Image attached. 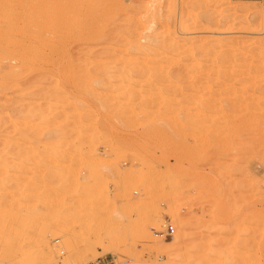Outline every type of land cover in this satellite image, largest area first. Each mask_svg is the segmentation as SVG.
I'll list each match as a JSON object with an SVG mask.
<instances>
[{
	"label": "rangeland",
	"instance_id": "rangeland-1",
	"mask_svg": "<svg viewBox=\"0 0 264 264\" xmlns=\"http://www.w3.org/2000/svg\"><path fill=\"white\" fill-rule=\"evenodd\" d=\"M15 1L9 6L0 0V25L22 9ZM114 1L89 0L88 7L76 9L83 12L76 22L93 26L86 40L60 44L64 21L54 18L57 34L44 31L42 24L35 41L48 58L28 63L26 72L17 67L12 77L2 73L17 60L0 46V158L8 166L3 168L0 159V264H264V155L249 153L253 147L261 149L260 144L255 147L257 134L264 137V110L256 114L257 121L250 120L252 126L247 123L251 132L255 124L261 125V132L253 133L257 137L246 136L247 143L241 133L231 134L232 123H226L234 112L239 114L232 119L240 123L245 105L253 103L248 99L264 97L258 74H240L247 61L255 64L251 68L264 65V60L258 63V51H264V0H122V6ZM50 5L41 2L39 14L45 15L46 9L49 14ZM84 9L92 11V20ZM224 55L232 66L220 65ZM218 70L223 73L216 75ZM75 79L79 84L85 81L88 91L73 84ZM250 80L256 85L253 89L247 85ZM229 89L233 94L227 96L224 91ZM244 97L248 99L243 102ZM211 99L217 100V107L205 110L203 101ZM144 116L153 120L146 122ZM237 124H232L233 131L235 126L245 130ZM218 126L223 128L218 131ZM205 127L220 134V140L214 138L224 143L236 136L243 142L240 148L232 141L239 155L229 149L222 155L217 152L216 145L223 142L214 139L218 144L213 140L210 146L212 135ZM79 129L86 134L78 135ZM71 144L77 152L69 149ZM56 145L67 149L60 148L62 156ZM7 224L14 228L3 233Z\"/></svg>",
	"mask_w": 264,
	"mask_h": 264
},
{
	"label": "bare ground",
	"instance_id": "bare-ground-1",
	"mask_svg": "<svg viewBox=\"0 0 264 264\" xmlns=\"http://www.w3.org/2000/svg\"><path fill=\"white\" fill-rule=\"evenodd\" d=\"M13 1H15V0H13ZM88 1L89 0H16L15 2H17L18 4H21V6H22V9L21 10H19L18 12H16V13H14L13 15H12V13H11V15L9 14V16L7 17V15H6V17H7V19H6V21H5V18H3L2 19V22L3 21H5V23H3V24H1L0 25V46H1V49H2V52L4 51H6V52H8L11 56H12V58H16V60L17 61H15V64H8L7 65V67H6V69L4 68V70H3V72L2 73H5V75L7 74L8 76V78L9 77H12L13 76V74L15 75V73H16V71L15 72H13L15 69L14 68H17V67H19V68H21L22 69V71H23V69L25 70V67L27 66V68H26V70L28 71L29 70V68H28V63H30V62H32V63H36V64H38L37 63V61H40L41 60V62H43L45 59H46V57H47V54H46V52H45V50L43 51L42 50V48H41V46L40 45H38L37 43H36V41H35V39L36 38H38V36L40 35V31H39V29H40V27H41V30H43L42 29V27L44 26V28H45V30L44 31H46V32H48V33H52L53 32V30L54 29H56V27L58 26V24H56V23H54V18H59V19H61L62 21H64V23H63V26H60L61 28H62V30H63V32H62V30H61V28L59 29V31L61 30V36H62V38L60 39V41H59V43L61 44V40L62 41H66V40H72V39H82L83 40V38L85 37V38H87L88 36H89V34L90 33H93V31L94 30H92L91 28L93 27L92 25H90L89 26V24L86 22V25H85V23H83V24H80L79 22L77 23L76 22V18H77V16H79L80 14H82L83 12H81V10H80V12H77V10H79L80 8L82 9V7L85 5V7H88V5H87V3H88ZM6 2H7V4L10 6V5H12L13 4V2H12V0H6ZM41 2H45V3H51V5L49 6V8H51L52 10H50L48 13L49 14H46V11H48V9H46V11H45V15H43V14H39V11H40V9H41V7H40V9L38 10V6L41 4ZM116 2V3H115ZM3 3H5V1H3ZM117 5V6H122V4H123V1L122 0H116V1H114V5ZM45 5V4H44ZM84 7V8H85ZM0 8H2V6L0 7ZM3 8H4V6H3ZM78 8V9H77ZM77 9V10H76ZM8 7H7V12H6V10H5V12L6 13H8ZM43 10V9H42ZM85 10V15L87 16V20L89 19H91L92 20V18H94V14H92L91 12L92 11H88V12H86L87 11V9H84ZM2 11H3V9H2ZM0 13H2L1 12V9H0ZM4 14V13H3ZM42 15V17H44V19H42V17H41V19L42 20H40V16ZM49 15V16H48ZM53 18V19H50V18ZM2 18V17H1ZM78 19V18H77ZM53 20V21H52ZM58 21V20H57ZM78 21V20H77ZM61 22V21H60ZM81 22V21H80ZM89 22V21H88ZM93 22V21H92ZM101 22V21H100ZM39 23V24H38ZM42 24H43V26H42ZM62 24V23H61ZM59 27V26H58ZM102 27V26H101ZM92 30V32H90L91 30ZM99 30H98V29ZM57 31V30H56ZM96 31L97 32H100V26H99V24H98V26L96 27ZM54 32H55V30H54ZM56 33V32H55ZM95 33V32H94ZM57 34V33H56ZM47 35V34H46ZM49 35V34H48ZM60 35H59V37H60ZM55 36V35H54ZM42 37V36H41ZM57 37V36H56ZM44 38H46V37H44ZM84 38V39H85ZM41 39V38H40ZM49 39H50V37H49ZM58 39V38H57ZM58 39V40H59ZM53 40V39H52ZM57 40V41H58ZM86 40V39H85ZM44 42V41H43ZM43 42H41V43H43ZM43 45H44V43H43ZM42 45V46H43ZM53 45H55V44H53ZM223 45V44H222ZM54 47V46H53ZM57 47V46H56ZM55 47V48H56ZM65 48V47H64ZM220 48V47H219ZM257 48V47H256ZM52 49V48H51ZM57 50V49H56ZM216 51V50H215ZM50 52V51H49ZM212 53H213V51H211ZM220 52V51H219ZM259 53H258V63H260L259 65H261V64H263V60H264V51L263 50H261V51H258ZM52 54H53V52H52ZM218 54V53H217ZM222 54H224V53H222ZM257 54V53H256ZM231 55V54H230ZM256 57H257V55H256ZM35 58V59H34ZM48 58V57H47ZM226 58V59H225ZM207 59H209V58H207ZM224 59H225V61L223 60V62H220V65L221 64H225V63H228L229 64V66H232V63H230V59L228 58V55H224ZM253 59H254V57H253ZM213 60V59H212ZM222 60V59H221ZM251 60V59H250ZM227 61V62H226ZM45 62H47V61H45ZM53 63V62H52ZM69 63V62H68ZM212 63H213V61H212ZM45 64V63H44ZM50 64V63H49ZM211 64V63H210ZM257 64V63H256ZM34 65V64H33ZM42 65V64H41ZM226 65V64H225ZM252 65L253 66H255V64H253L252 63V61H247V63H246V65L243 67L242 66V73H240V74H251L253 71V73H255V74H258L256 77V80L258 79V81L261 79V81L262 82H264V65L262 66H258V67H255V68H251L252 67ZM216 66H218L217 68H220L219 67V65H216ZM31 67V66H30ZM33 67V66H32ZM36 67H38V65L36 66ZM35 67V68H36ZM41 67V66H40ZM57 67V66H56ZM55 68V67H54ZM73 68V67H72ZM262 68V69H261ZM20 69V70H21ZM33 69V68H32ZM31 68H30V70H32ZM43 69V68H42ZM41 69V70H42ZM53 69V68H52ZM80 69V68H79ZM83 69V68H82ZM85 69V68H84ZM7 70V72H4V71H6ZM26 70H25V72H26ZM36 70V69H35ZM44 70V69H43ZM66 70V69H65ZM70 70H71V68H70ZM241 70V69H240ZM33 71V70H32ZM37 71V70H36ZM78 71V70H77ZM157 71V70H156ZM206 71V70H205ZM11 72H13V74H12V76L10 75L11 74ZM24 72V71H23ZM30 72V71H29ZM35 72V71H34ZM82 72V71H81ZM217 73H216V75L217 74H222L223 72H221V71H216ZM18 73V72H17ZM69 73V70L67 71V74ZM72 73H74L73 71H72ZM87 74H88V72H86ZM18 74H22L21 72H19ZM66 74V75H67ZM82 74H84L83 72H82ZM95 74V73H94ZM78 75H81V73L80 74H78ZM91 75V74H90ZM128 75V74H127ZM126 75V76H127ZM239 75V74H238ZM68 76V75H67ZM73 76H74V74H73ZM73 76H70L71 78H73ZM85 78H86V74L85 75H83ZM88 76H89V74H88ZM248 76V75H247ZM75 77V76H74ZM77 77V76H76ZM251 77H252V74H251ZM69 78V77H68ZM89 77H87L86 78V80H89L88 79ZM97 78V77H96ZM131 78V77H130ZM147 78V77H146ZM74 79V78H73ZM77 79H79L78 77H77ZM77 79H75L76 80V82L74 81V80H72V81H74V83L73 84H76V86H78L80 89H82V90H84V91H86L85 90V87L87 88V86L85 85V81L83 82V80H81V81H79L80 83H82V84H79L78 82H77ZM96 80V79H95ZM94 80V81H95ZM135 80V79H134ZM149 80V79H148ZM252 81H253V79H251ZM250 80V82L248 83L247 81V85H248V87H250L251 89H253V87L255 88V83H251L252 81ZM256 80H254V81H256ZM66 81V80H65ZM253 81V82H254ZM260 81V82H261ZM11 82V81H10ZM101 82V81H100ZM150 83H152L151 82V80L149 81ZM245 82V83H246ZM261 82V83H262ZM7 83H9L8 81H7ZM6 83V84H7ZM69 83V82H68ZM72 83H71V85H72ZM245 83H243V91H244V93H245V91L246 90H244V85H245ZM94 84V83H93ZM154 84V83H153ZM10 85V84H9ZM247 85H245V88H246V86ZM73 86V85H72ZM230 86V85H229ZM228 86V87H229ZM20 87V86H19ZM89 87V86H88ZM59 88V87H58ZM78 88V89H79ZM134 88V87H133ZM155 88V87H154ZM263 88H264V86H263ZM136 89V88H135ZM65 90V89H64ZM89 90H90V87H89ZM235 90V89H234ZM250 90V89H249ZM262 90H264V89H262ZM261 90V91H262ZM88 91V90H87ZM86 91V92H87ZM95 91H96V89H95ZM132 91V90H131ZM60 92V91H59ZM252 92V91H251ZM61 93V92H60ZM233 94V92H232V90L231 89H229V90H225L224 91V94H226L227 96L229 95V94ZM259 93V92H258ZM76 94L77 95H79L78 94V92H76ZM86 94V93H85ZM219 94V93H218ZM223 94V95H224ZM248 94V93H247ZM262 94H264V93H261V95ZM66 95V94H65ZM246 95V93L244 94V96ZM248 95H250V93L248 94ZM64 96V95H63ZM211 96V95H210ZM259 96V95H258ZM60 97V96H59ZM221 97V95H219V98ZM233 97V96H232ZM157 98V97H156ZM212 98V97H211ZM222 98V97H221ZM245 98V97H244ZM252 98V97H251ZM62 99V96H61V98H60V100ZM95 99V98H94ZM160 99V98H159ZM159 99H155V100H159ZM207 99V98H206ZM208 99H209V97H208ZM215 99H216V97H215ZM218 99V98H217ZM246 99H248V97L247 98H245V99H243L242 101L244 102V101H247ZM130 100V99H129ZM170 100V99H169ZM71 101V100H70ZM80 101V100H79ZM248 101L250 102V103H252V104H249V105H245V109L242 111V114H241V116L239 117L240 119V123H241V125H244L246 128H245V130L243 129V130H240L239 129V127L237 128V126H235L236 128H234V131H233V127H232V124L233 125H236L237 123L235 122V121H237V120H233L234 118H235V116H237L239 113H233L234 115H228L227 116V118L228 119H231V121H229V122H226V123H228V125L230 124V123H232L231 124V126H230V128H232L231 129V134L233 133V134H236V135H240V133L242 134V135H244L243 137V139H245V143H247V140L249 141V139L247 138L250 134H251V136H252V134L255 132V130H256V132H257V130L259 131L260 129H258L261 125H256L255 124V126H256V128L257 129H255V127H254V132H251L249 129V131L251 132H248V130H247V127H248V125H251V123H250V120H252L251 122L253 123V119L255 120L256 119V121L258 120V118H256V114L258 115V114H260V113H262L263 112V110H264V97H262V99L260 98V96H259V98L257 97V98H255V99H251V100H249L248 99ZM72 102H74V101H72ZM159 102L160 101H158V103L157 104H159ZM192 102H193V100H192ZM217 100L215 101L214 99H211V100H209V101H206V102H204L203 101V103H202V105L204 106V109L205 110H208V109H212V108H215V107H217ZM229 102H230V100H229ZM228 102V103H229ZM63 103V102H62ZM149 102H147V104H148ZM227 103V104H228ZM233 104H234V102H232ZM150 104H151V102H150ZM165 104V103H164ZM194 104H195V102H194ZM61 105V104H60ZM64 105H65V102H64ZM149 105V104H148ZM160 105V104H159ZM158 105V106H159ZM69 105H67V107H68ZM78 106H79V104H78ZM83 106V105H82ZM234 106L235 107H237V105H235L234 104ZM66 107V108H67ZM122 107V106H121ZM125 107V106H124ZM150 107H151V105H150ZM154 107H155V105H154ZM70 108H71V106H70ZM127 108H129V107H127ZM168 108V107H167ZM184 108V107H183ZM219 108H220V106H219ZM233 108V110H234V107H232ZM73 110V109H72ZM193 110V109H192ZM75 111V110H74ZM77 111V110H76ZM148 111V110H147ZM155 111V110H154ZM159 111V110H158ZM173 111V110H172ZM214 111V110H213ZM223 112H225L224 110H222ZM222 111H219V112H222ZM78 112V111H77ZM201 113H202V111H200ZM74 113V112H73ZM73 113H72V115H73ZM76 113V112H75ZM91 113H92V111H91ZM115 113V112H114ZM159 113V112H158ZM174 113V112H173ZM172 113V114H173ZM189 113V112H188ZM208 113V112H207ZM206 113V114H207ZM152 114V113H151ZM183 114V113H182ZM205 114V115H206ZM214 114V113H213ZM220 114V113H219ZM226 114H228V113H226ZM263 114V113H262ZM261 114V115H262ZM79 115V114H78ZM142 115V114H141ZM155 115V114H154ZM166 115V114H165ZM164 115V116H165ZM174 115V114H173ZM172 115V116H173ZM181 115V114H180ZM184 115V114H183ZM201 115V114H200ZM204 115V116H205ZM208 115V114H207ZM212 115V114H211ZM56 116H57V118H58V115L56 114ZM66 116V115H65ZM69 116H71V115H69ZM76 116V115H75ZM74 116V117H75ZM93 116V115H92ZM118 116H119V113H118ZM123 116V115H122ZM143 116V115H142ZM217 116V115H216ZM226 116V115H225ZM145 117V116H144ZM155 117H157V116H155ZM171 117V116H170ZM203 117V116H202ZM218 117H219V115H218ZM238 117V116H237ZM73 118V117H72ZM90 118H91V114H90ZM124 118V117H123ZM151 118V117H150ZM174 118V117H173ZM176 118V117H175ZM208 117L206 116V119H207ZM210 118H212L211 116H210ZM214 118H215V120H216V118L217 117H215L214 116ZM219 118H221V117H219ZM223 118V117H222ZM233 118V119H232ZM64 119V118H63ZM67 119H68V117H67ZM96 119V118H95ZM94 119V120H95ZM105 119V118H104ZM117 119V118H116ZM145 119H146V122H147V118L145 117ZM162 119V118H161ZM65 120V119H64ZM75 120V119H74ZM80 120V119H79ZM119 120V119H118ZM142 120H144V119H142ZM151 120H153V119H151ZM151 120H148V121H151ZM158 120V119H157ZM173 120V119H172ZM217 120H219V119H217ZM223 120V119H222ZM227 120V119H226ZM46 121H48V119L46 120ZM46 121L44 122V124H46ZM52 121V120H51ZM58 121V120H57ZM162 121V120H161ZM186 121H187V119H186ZM107 122V121H106ZM168 122V121H167ZM176 122V121H175ZM207 122H209V120L207 119ZM213 122V121H212ZM238 122V121H237ZM255 122V121H254ZM50 119H49V122H48V124H49V126H50ZM77 123H78V120H77ZM83 123V122H82ZM118 123V122H117ZM144 123V122H143ZM158 123V122H157ZM171 123V122H170ZM169 123V124H170ZM174 123V122H173ZM226 123H225V125H226ZM236 123V124H235ZM239 122H238V124H240ZM247 123H248V125H247ZM250 123V124H249ZM256 123V122H255ZM43 124V125H44ZM53 123H51V125H52ZM122 124V123H121ZM161 123H159V125H160ZM167 124V123H166ZM168 124V125H169ZM181 124V123H180ZM202 124V123H201ZM207 124V123H206ZM222 124H223V121H222ZM221 124V125H222ZM237 124V125H238ZM260 124H262V122L260 123ZM36 126H37V129H38V127H39V125L38 124H35ZM140 125H141V122H140ZM153 125V124H152ZM217 125H218V122H217ZM216 125V126H217ZM253 125V124H252ZM251 125V126H252ZM34 126V125H33ZM46 126V125H45ZM48 126V125H47ZM79 126L81 127L82 125H80L79 124ZM78 126V127H79ZM150 126V125H149ZM165 126V125H164ZM178 126H179V124H178ZM208 126V125H207ZM213 126V125H212ZM211 126V127H212ZM224 126V125H223ZM223 126H222V128H223ZM240 126V125H239ZM44 127V126H43ZM85 127H88L89 128V126H87V124H86V126H84V128ZM122 127V126H121ZM171 127V126H170ZM187 127V126H186ZM25 128V127H24ZM36 128V127H35ZM61 128V127H60ZM59 128V129H60ZM74 129H75V127H73ZM76 128H77V126H76ZM83 128V129H84ZM112 127L110 126V129H111ZM124 128H125V126H124ZM164 128V127H163ZM180 128V127H179ZM182 128V127H181ZM193 127H190L189 129H192ZM216 128V127H215ZM219 126H218V131H219ZM222 128H220V129H222ZM229 128V127H228ZM241 128H242V126H241ZM248 128H251L252 129V127H248ZM261 128V127H260ZM40 130H41V128H39ZM54 129V128H53ZM94 129V128H93ZM97 129V128H96ZM145 129V128H144ZM174 129H175V127H174ZM187 129H188V127H187ZM201 129H202V127H201ZM205 129H206V127H205ZM210 130H207L206 129V131L208 132L209 131V133L212 135V137L210 136V134H208L209 136H210V139L212 140V143H208L210 146H212V145H214L213 144V140L214 139H216V138H218V140H220L219 139V137L218 136H220V134L217 136V133L214 135L212 132H211V128H209ZM263 129H264V126H263ZM57 130V129H56ZM61 130V129H60ZM86 130V129H85ZM84 130V131H85ZM88 130V129H87ZM91 130V129H90ZM151 131H152V129H150ZM181 130V132H182V129H180ZM214 130L215 129H213V132H214ZM217 130V129H216ZM230 130V129H229ZM228 130V132H224L225 134H227V133H229L230 131ZM37 132L39 131V130H36ZM78 131V130H77ZM77 131L76 132H72V133H74V134H77ZM82 132V129L80 130L79 129V132ZM114 131V130H113ZM196 131V130H195ZM222 131V130H221ZM253 131V130H252ZM263 131V130H262ZM23 132L25 133V131L23 130ZM40 132V131H39ZM110 132H111V130H110ZM158 132H159V127H158ZM190 132V131H189ZM192 132H193V130H192ZM197 132V131H196ZM200 132H202V130L200 131ZM217 132V131H216ZM255 132V133H256ZM259 132H261V131H259ZM41 133H42V131H41ZM99 133V132H98ZM102 133H103V131H102ZM156 133V132H155ZM162 133H163V131H162ZM168 133V132H167ZM174 133H175V131H174ZM220 133V132H219ZM223 132H221V134H222ZM30 134V136H31V134H32V137H34L33 136V131H31V133H29ZM60 134V133H59ZM79 134H86V133H84V132H82V133H78V135ZM132 134V133H131ZM158 135L160 134V132L159 133H157ZM163 134H165V133H163ZM173 134V133H172ZM178 134V133H177ZM177 134H175V135H177ZM206 134V135H207ZM27 136H28V134H26ZM36 135L37 134H35V137H36ZM101 135V134H100ZM158 135H157V138H158ZM185 135H186V133H185ZM190 135H192L193 136V134H191L190 133ZM199 135V134H198ZM206 135L205 134H203V137L205 136L206 137ZM207 135V137H209ZM248 135V136H247ZM254 136H255V134H253ZM47 136H48V134H47ZM51 136V135H50ZM53 136V135H52ZM75 137H76V135H74ZM81 136V135H80ZM179 136H181L180 134L178 135V137ZM195 136V135H194ZM197 136V135H196ZM216 136V138H214ZM247 136V137H246ZM250 136V137H251ZM257 136H258V140H257V142L256 141H254V142H256V147L255 148H257L258 147V144H260V146H261V149H253L254 147H253V145L254 144H252L253 143V141H252V143H251V145H252V149H250V152L249 153H251V152H260L262 155H264V153H262L261 151H262V148H264V137L261 135V133H259V135L257 134ZM257 136H255V137H257ZM41 137V136H40ZM39 137V138H40ZM65 137H66V135H65ZM155 137L156 136H153L152 138H153V140L155 139ZM162 137V136H161ZM161 137H160V139H161ZM203 137H200V139L201 138H203ZM206 137V138H207ZM225 137V136H224ZM226 137H228L227 135H226ZM232 141H234V142H236V140H237V138H236V136H233L232 135ZM238 137V136H237ZM43 138H44V136H43ZM43 138H42V141H43ZM50 138V137H49ZM74 138V137H73ZM83 138H86V136H84ZM82 138V140L83 141H85L84 139ZM157 138H156V141H157ZM172 138V137H171ZM230 138V137H229ZM234 138H235V140H234ZM22 139H23V136H22ZM41 139V138H40ZM54 139V138H53ZM67 139V138H66ZM101 139V138H100ZM104 139V138H103ZM197 139V138H196ZM198 139H199V136H198ZM197 139V140H198ZM199 139V140H200ZM208 139V138H207ZM223 139V138H222ZM228 139V138H227ZM226 139V140H227ZM253 139V138H252ZM255 140L257 139V138H254ZM11 140V139H10ZM15 140V139H14ZM52 140V139H51ZM76 140V139H75ZM126 140V139H125ZM194 140V139H193ZM203 140H204V138H203ZM203 140H201V142L199 141V143H202V141ZM217 140V139H216ZM217 140V142L218 143H220L221 141H218ZM240 140V139H239ZM40 142H42L41 140H39ZM48 141V140H47ZM64 141V140H63ZM80 141V140H79ZM88 141V140H87ZM86 141V142H87ZM90 143H91V138H90ZM129 141V140H128ZM181 141V140H180ZM225 141V140H224ZM230 140H228V141H226V143H224L223 141V145L222 144H218L215 140H214V143L216 142V144H218V145H216L217 146V148H216V146H214L215 148H216V150H217V152H219V153H221V155L222 154H224L223 152H225L226 150H231L232 152L233 151H235V152H237L236 154L237 155H239L238 154V149L235 147V144H234V142H229ZM16 142V141H15ZM19 142V141H18ZM37 142V141H36ZM57 142H58V140H57ZM67 142V141H66ZM71 142V141H70ZM78 141H76V143H77ZM96 142V141H95ZM108 142H109V140H108ZM120 142V141H119ZM126 142V141H125ZM131 142V141H130ZM153 142V141H152ZM168 142V141H167ZM184 142V141H183ZM205 141H203V143H204ZM208 142H209V140H208ZM229 142V143H228ZM47 143V142H46ZM60 143V142H59ZM58 143V144H59ZM69 143V142H68ZM73 143V142H72ZM89 143V142H88ZM146 143V142H145ZM195 143V142H194ZM198 143V142H197ZM237 143H239L240 144V148H241V145H243V142L241 143V141L240 142H238V140H237ZM52 144V143H51ZM64 144V143H63ZM62 144V145H63ZM74 144V143H73ZM83 145L85 144V143H82ZM93 144V143H92ZM182 144H184V143H182ZM208 144H206V142L204 143V147L206 148V146L205 145H207L208 146ZM10 145V144H9ZM16 146L17 145H19V143L18 144H15ZM15 145H14V147H15ZM61 145V146H62ZM90 144H88V146H89ZM98 145H100V144H98ZM110 145V144H109ZM112 145V144H111ZM191 145V144H190ZM55 146V145H54ZM61 146H60V148H61ZM67 146H69V145H67ZM71 146H72V144H71ZM69 146V149L70 148H72L73 150H74V147L75 146ZM78 146V145H77ZM95 146V145H94ZM130 146V145H129ZM147 146V145H146ZM188 146V145H187ZM199 146H200V144H199ZM208 147L209 148V150H211L210 148L211 147ZM260 146L258 147V148H260ZM10 147V146H9ZM13 147V145L11 146V148ZM14 147H13V150H14ZM28 147V146H27ZM50 147H51V145H50ZM56 147L58 148V146L56 145ZM63 147V146H62ZM64 147H66V144H65V146ZM80 147V146H79ZM93 147V146H92ZM111 147V149H113V146H110ZM155 147V146H154ZM164 147V146H163ZM192 147V146H191ZM246 147V146H245ZM248 147V146H247ZM17 148H19V146L18 147H16V149ZM46 148H49L48 146L46 147ZM57 148H54L55 149V151H56V149ZM60 148H58L57 149V152H58V154L59 155H61L62 154V152H60L59 150H60ZM78 148V147H77ZM76 148V149H77ZM82 148H84V147H82ZM90 148V147H89ZM106 148H109V147H106ZM202 148V149H201ZM215 148H214V150H212L213 152L214 151H216L215 150ZM244 148V147H243ZM251 148V147H250ZM72 149H70V150H72ZM200 150H203V152H204V149H203V146L201 147L200 146V148H199ZM248 149V148H247ZM247 149L245 150V151H247ZM7 150V149H6ZM23 150V149H22ZM51 150V149H50ZM64 150V152H65V150H67L66 148H64V149H62L61 148V151H63ZM78 151L80 150L81 151V147H80V149L78 148L77 149ZM83 150V149H82ZM85 150V149H84ZM109 150H110V148H109ZM122 150V149H121ZM193 150H194V148H193ZM200 150H197V148H196V153L198 154V152L200 151ZM205 150H207V149H205ZM243 150V149H242ZM261 150V151H260ZM9 151H10V148H9ZM30 151V150H29ZM75 151V150H74ZM144 151V150H143ZM189 151H190V147H189ZM211 151V152H212ZM264 151V150H263ZM26 153L28 152V151H25ZM36 152V151H35ZM38 152V151H37ZM50 152H51V154H52V150L51 151H49L48 150V154H50ZM64 152H63V154H64ZM73 152V151H72ZM75 152H77V151H75ZM85 152V151H84ZM88 152V151H87ZM90 152H91V154H92V152H93V150L91 151L90 150ZM102 152H105V150L104 151H102ZM120 152V151H119ZM124 152H125V150H124ZM147 152V151H146ZM208 152V151H207ZM227 152H229V151H227ZM232 152H230L229 154H231ZM15 153V152H14ZM32 153V152H31ZM54 153V152H53ZM68 152L66 151V153L65 154H67ZM69 153H71V151L69 152ZM68 153V154H69ZM79 153V152H78ZM82 153V152H81ZM80 153V154H81ZM97 153V152H96ZM106 153V152H105ZM145 153V152H144ZM217 154V156L218 155H220V154ZM226 153V152H225ZM241 153V152H240ZM23 154V153H22ZM34 154H36V153H34ZM43 154H44V156H45V154H47V153H44L43 152ZM47 154V155H48ZM55 154V153H54ZM57 154V155H58ZM62 154V155H63ZM67 154V155H68ZM74 154L75 153H73V155L72 156H74ZM94 154V153H93ZM103 155H104V153H102ZM119 154V153H118ZM131 154H132V152H131ZM200 155L202 154V152L201 153H199ZM233 154V153H232ZM251 154H253V155H255V153H251ZM56 155V154H55ZM61 155V156H62ZM82 155H85V154H81V157H82ZM87 155V154H86ZM89 155V154H88ZM87 155V156H88ZM124 155V154H123ZM166 155V154H165ZM165 155H161L162 157V159H164V157L163 156H165ZM192 155H193V153H192ZM243 155H244V153H243ZM245 155H247L246 153H245ZM27 156V155H26ZM39 156V155H38ZM50 156V155H49ZM80 156V155H79ZM79 156L77 157V158H79ZM122 156V155H121ZM147 156V155H146ZM232 156V155H231ZM255 156H257V154L255 155ZM258 156H260V154L258 155ZM35 157V156H34ZM54 156H50V158H53ZM80 157V158H81ZM115 157V156H114ZM126 157H127V155H126ZM143 157V156H142ZM195 157V156H194ZM198 157H199V155H198ZM203 157V156H202ZM204 157H205V155H204ZM236 157V156H235ZM264 157V156H263ZM4 158V157H3ZM28 158V157H27ZM45 158V157H44ZM47 159H49L48 157H46ZM45 158V159H46ZM85 158V157H84ZM83 158V159H84ZM88 158H90V157H88ZM99 158V157H98ZM110 158V157H109ZM123 158H124V156H123ZM200 158H201V156H200ZM246 158V157H245ZM245 158H244V160H245ZM259 158V157H258ZM1 159V158H0ZM5 159V158H4ZM20 159V158H19ZM41 159V158H40ZM82 159V158H81ZM82 159V160H83ZM97 159V158H96ZM95 159V160H96ZM125 159V158H124ZM254 159V158H253ZM2 160V159H1ZM6 160V159H5ZM4 160V161H5ZM36 160H37V158H36ZM42 160H43V158H42ZM78 160V159H77ZM80 160V159H79ZM78 160V161H79ZM98 160V159H97ZM99 160H101V159H99ZM133 160H135V159H133ZM165 160V159H164ZM201 160H202V158H201ZM257 160V159H256ZM49 161H51V160H49ZM54 161V160H53ZM59 161V160H58ZM74 161V160H73ZM85 160H83L82 162H84ZM87 161H88V159H87ZM90 161V160H89ZM92 161H93V159H92ZM105 161V160H104ZM258 161V160H257ZM263 161H264V158H263ZM2 162H3V160H2ZM35 162V161H34ZM45 162L47 163V160H45ZM55 162V161H54ZM76 162V161H75ZM81 162V161H80ZM82 162H81V164L80 163H78V164H80V166L79 167H81V165H82ZM94 162V161H93ZM106 162V161H105ZM136 162V161H135ZM160 162V161H159ZM195 162H196V160H195ZM199 162V161H198ZM198 162H197V164H198ZM48 163H50V162H48ZM57 163V162H56ZM70 163V162H69ZM77 163V162H76ZM91 163V162H90ZM96 163H98V162H96ZM101 163V162H100ZM103 163V162H102ZM109 163V162H108ZM134 163V162H133ZM137 163V162H136ZM145 163V162H144ZM60 164V163H59ZM65 164V163H64ZM75 164V163H74ZM86 164H87V162H86ZM99 164V163H98ZM143 164V163H142ZM3 165H4V162H3ZM6 165V164H5ZM4 165V167L3 168H5V167H8V166H5ZM47 165V164H46ZM54 165V164H53ZM66 165H67V162H66ZM65 165V166H66ZM83 165H84V163H83ZM88 165V164H87ZM95 165V164H94ZM113 165V164H112ZM141 165V164H140ZM193 165H194V163H193ZM44 166H45V164H44ZM59 166H61V165H59ZM62 166H63V164H62ZM71 166V165H70ZM70 166H69V168H70ZM73 166V165H72ZM85 166V165H84ZM99 166V165H98ZM105 166V165H104ZM132 166V165H131ZM143 166V165H142ZM151 166V165H150ZM55 167V166H54ZM74 167V166H73ZM78 167V168H79ZM83 167V166H82ZM88 167V166H87ZM91 167H92V165H91ZM138 167H140V166H138ZM177 167H179V166H177ZM13 168H15L14 166H13ZM52 168V167H51ZM68 168V166L66 167V169ZM72 168V167H71ZM70 168V169H71ZM75 168H77L76 166H75ZM93 168V170L92 171H94V169H96V166H94V167H92ZM114 168V167H113ZM194 168V167H193ZM10 169H11V167H10ZM44 169V168H43ZM55 169H57V168H55ZM62 169H63V167H62ZM61 169V170H62ZM85 169V168H84ZM98 169H100V168H98ZM97 169V170H98ZM147 169V168H146ZM152 169V168H151ZM7 170V169H6ZM5 170V171H6ZM41 170V169H40ZM60 170V171H61ZM71 170H73V169H71ZM74 170H76V169H74ZM73 170V171H74ZM88 170V169H87ZM86 170V171H87ZM136 170V169H135ZM66 171V170H65ZM68 171V170H67ZM80 171V170H79ZM82 171V170H81ZM80 171V172H81ZM99 171H101V170H99ZM7 172V171H6ZM49 172V171H48ZM51 172H53L52 170H51ZM72 172V171H71ZM70 172V173H71ZM75 172V171H74ZM78 172V171H77ZM138 172V171H137ZM150 172V171H149ZM68 173V172H67ZM76 173V172H75ZM82 173H84V172H82ZM81 173V174H82ZM132 173V172H131ZM135 173V172H134ZM153 173V172H152ZM94 174H95V172H94ZM98 174V173H97ZM116 174V173H115ZM142 174V173H141ZM68 175H70V174H68ZM90 175V174H89ZM156 175V174H155ZM42 176V175H41ZM71 176V175H70ZM74 176V175H73ZM145 176V175H144ZM66 177V176H65ZM78 176H76L75 178H77ZM94 177V176H93ZM58 178V177H57ZM67 178V177H66ZM65 178V179H66ZM98 178H100V177H98ZM98 178H94V179H98ZM135 178V177H134ZM140 178V177H139ZM69 179V178H68ZM71 179V178H70ZM56 180V179H55ZM74 180V179H73ZM73 180H71V181H73ZM84 180H85V178H84ZM100 180V179H99ZM98 180V181H99ZM7 181V180H6ZM5 181V182H6ZM67 181V180H66ZM69 181V180H68ZM76 181H77V179H76ZM75 181V182H76ZM80 181V180H79ZM97 181V180H96ZM74 182V181H73ZM70 183V182H69ZM84 183H85V181H84ZM96 183V182H95ZM100 183V182H99ZM72 184V183H71ZM71 184H70V186H71ZM78 184V183H77ZM131 184V183H130ZM17 185V184H16ZM16 185H14L16 188H17V186ZM68 185V184H67ZM102 185V184H101ZM69 186V187H70ZM78 186V185H77ZM82 186H84V185H82ZM90 186V185H89ZM73 187V186H72ZM86 187V186H85ZM71 188V187H70ZM76 188V187H75ZM69 189V188H68ZM88 190V189H87ZM74 191H76L75 189H74ZM80 191H81V189H80ZM67 192H69V191H67ZM71 192V191H70ZM84 192H85V190H84ZM76 194H77V192H76ZM84 195V193H81L80 195ZM59 197V196H58ZM81 197H83V196H81ZM84 198H85V195H84ZM62 199V198H61ZM78 199H79V197H78ZM14 200V199H13ZM83 200V199H82ZM79 201L81 202V200L79 199ZM84 202H85V199H84ZM82 204H83V202H81ZM10 204V203H9ZM11 205V204H10ZM10 205H7V206H5V207H10ZM12 205H14L13 203H12ZM4 207V208H5ZM8 211V210H7ZM11 212V211H10ZM6 213V212H5ZM14 213H16V212H14ZM8 214V213H7ZM14 215V214H13ZM16 216H17V214H15ZM14 215V216H15ZM7 219H9L10 220V217L9 218H7ZM13 219H17V218H12V220ZM5 227V228H4ZM4 227H2V231H3V233H6V232H9L10 233V231H12L13 229L12 228H14V227H10V226H8V224L7 225H5ZM9 228V229H8ZM8 231H7V230ZM12 229V230H11ZM14 234H15V232H13ZM1 234V233H0ZM2 235V234H1ZM13 235V234H12ZM1 237V236H0ZM264 237V236H263ZM262 242V241H261ZM261 246V245H260ZM7 252V251H6ZM12 252V251H11ZM11 252H9L10 254L9 255H11ZM249 254V253H248ZM4 255V254H3ZM250 255H252V254H250ZM254 256H255V254H253ZM252 257L253 256H251V259H252ZM254 259H255V257H253ZM256 259H257V254H256ZM253 260V259H252ZM246 261H247V259H246ZM251 261V260H250ZM255 262H256V260H254ZM248 263H250L249 262V260L247 261ZM253 263V262H252Z\"/></svg>",
	"mask_w": 264,
	"mask_h": 264
},
{
	"label": "built area",
	"instance_id": "built-area-1",
	"mask_svg": "<svg viewBox=\"0 0 264 264\" xmlns=\"http://www.w3.org/2000/svg\"><path fill=\"white\" fill-rule=\"evenodd\" d=\"M170 234H172L173 232H174V229H173V227L172 226H170Z\"/></svg>",
	"mask_w": 264,
	"mask_h": 264
}]
</instances>
